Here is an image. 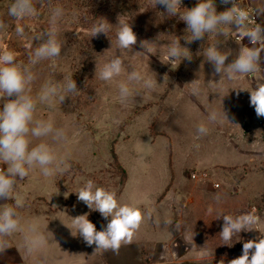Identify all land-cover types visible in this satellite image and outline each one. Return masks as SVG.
<instances>
[{
    "label": "rangeland",
    "instance_id": "1",
    "mask_svg": "<svg viewBox=\"0 0 264 264\" xmlns=\"http://www.w3.org/2000/svg\"><path fill=\"white\" fill-rule=\"evenodd\" d=\"M11 2L0 0V17L8 19L6 13ZM199 2L182 0L181 12ZM33 3L38 14L22 22L31 25L25 30L26 38L17 36L15 26L10 25L3 43L17 53L18 63L26 64L30 52L43 43V39L33 37L47 31L51 10L62 7L64 16L59 21L57 34L62 46L61 55L55 68L50 67L48 60L33 68L37 78L31 86V95L35 98L46 82H63L67 77L76 81L80 92L67 97L63 103L57 101L54 109L38 104L35 113L37 119H51L55 127L67 130L68 139L59 144L53 143L50 137L43 138L52 144L59 156L66 158V170L44 177L37 168L17 184L19 198L23 201V207L18 210L21 223L24 227L35 224L36 234L43 235L45 242L28 254L23 232L7 237V241L9 246L18 244L23 249L25 264H96L91 258L99 253V249L87 245L79 234L73 236L76 230L72 227V218L87 213L97 228L103 217L78 201L75 192L92 180L117 194L124 184V172L131 179V190L153 189L163 173L168 172L167 141L170 138L167 132L174 151L181 140L187 141L197 133L200 123L210 124L208 113L221 118L232 116L225 109L227 89L228 85L237 83L226 79L219 83L221 77L214 73L212 64L204 57V48L218 43L221 51L232 53L228 58L232 61L237 55V47L251 45L247 38L237 40L235 36L239 30L232 26H222V35L209 34L203 40L186 43L183 39L186 23L179 15L170 16L154 0H33ZM216 9L217 12L225 10L218 6ZM101 19L111 24L110 31L107 35L91 37L85 30ZM119 19L128 20L137 36V43L131 49L119 47L116 37ZM177 38L185 47L183 54L190 55L191 60L183 59L182 54L174 65L162 62L168 45ZM141 42H145L144 47ZM117 56L124 61V71L111 81L100 80L99 69ZM133 69L156 83L152 90L143 82L130 83L132 95L122 102L119 84L127 81L128 73ZM244 77L247 78L244 92L250 96V91L255 89L253 82L264 81V60L260 68ZM194 80L199 81V91L195 94L190 84ZM256 123L255 132H249V128L244 132V140L251 146L256 140L264 142V117L256 115ZM74 132L78 134L73 135ZM38 142L33 140L34 144ZM259 154L262 156L256 158L257 162L243 167L245 172L258 171L259 175L245 181L241 179L244 173L234 171L230 183L212 178L208 173L204 181L191 179L192 170H208L184 165L183 189L189 188L202 195L190 201L201 223L205 252L199 251L195 257L190 252L180 254L164 264H219L221 260L229 264L242 254L244 242L264 233V145ZM249 188L251 192H248ZM215 194L219 200L210 198ZM118 201L122 203L121 199ZM6 203L13 201L0 200V205ZM253 209L259 217L256 229L234 235L231 246L224 244L219 235L223 225L221 216L240 215Z\"/></svg>",
    "mask_w": 264,
    "mask_h": 264
},
{
    "label": "clouds",
    "instance_id": "2",
    "mask_svg": "<svg viewBox=\"0 0 264 264\" xmlns=\"http://www.w3.org/2000/svg\"><path fill=\"white\" fill-rule=\"evenodd\" d=\"M222 2L231 3L232 6L217 12L214 0H200L196 6L181 12L182 0H154V3L163 7L170 16L179 15L186 23V34L183 36L186 43L203 40L209 34L222 35V26H232L239 30L242 40L248 39L251 46H241L236 57L227 64L226 61L232 55L230 51H221L218 43L209 44L204 48V57L212 64L214 73L221 77L219 83L224 79H240L256 71L262 63L261 53H264V24H249V14L239 7L237 0ZM37 14L33 0H12L6 13L8 19L0 17V165H3L0 167V200L13 201L11 204L0 205V253L10 247L7 237L17 232L24 233L25 251L28 254L36 251L45 242L43 235L36 234L35 224L24 227L21 223L22 217L18 210L23 207V201L19 198L17 184L37 168L44 177H52L66 170V158L59 156L52 144L43 138L50 137L53 143L59 144L68 139L67 130L64 127H55L51 119H37L35 113L38 104L54 109L57 101L63 103L67 97L79 95L80 92L76 81L67 77L63 82H46L35 98L31 95V86L37 78L33 68L44 60L50 61V67L55 68L57 58L61 55L62 46L57 34L64 9L57 6L51 10L47 31L33 37L36 40L43 39V43L30 52L26 64L17 62V53L9 50L3 40L10 25L15 26L17 36L26 38L25 30L30 29L31 25L22 22ZM259 14L264 15V12ZM118 25L116 37L119 47L131 49L137 43L132 26L128 20L123 19H119ZM110 29L111 24L101 19V22L85 31L91 37H97L100 34L107 35ZM141 46L144 47L145 42H141ZM28 47L32 48L31 43ZM183 49L185 47L181 46L180 38L175 39L168 45L162 62L176 64L183 54ZM183 55V59L190 61L192 58L190 55ZM123 71L124 61L117 56L99 69L98 76L100 80L108 82ZM140 82L149 90H152L156 83L151 78L146 79L140 71L131 70L127 81L119 84L122 102L132 95L130 83ZM190 84L193 86L191 91L197 93L199 81L194 80ZM250 105L254 107L257 117H264V82H258L256 88L250 91ZM209 120L215 121L216 114H210ZM196 131L199 138L207 134L208 128L204 123H200ZM33 140L40 142L34 144ZM13 193L17 195L14 196ZM75 193L78 201L83 202L90 210L99 212L108 223L103 230L98 231L96 225L88 219L87 213L78 215L72 218V227L76 230L74 235L72 233L73 236L79 234L87 245H95L97 249L113 252L118 251L122 243H131L134 233L144 219V213L139 207L121 204L114 191L98 186L92 180H88ZM216 199L219 200V197ZM209 211L212 209L209 208ZM147 215L150 216L151 212ZM221 217L223 225L219 235L224 244L229 246L232 245L230 241L234 235L256 229L255 226L259 223L255 209L240 215L226 214ZM261 234L256 239L244 242L242 254L230 260L229 264H264V233ZM171 256L175 258L176 253L172 251ZM219 264H224V261L221 260Z\"/></svg>",
    "mask_w": 264,
    "mask_h": 264
},
{
    "label": "crops",
    "instance_id": "3",
    "mask_svg": "<svg viewBox=\"0 0 264 264\" xmlns=\"http://www.w3.org/2000/svg\"><path fill=\"white\" fill-rule=\"evenodd\" d=\"M250 4L260 23L264 24V15L259 14L264 12V0H250ZM239 48L237 47L235 52L239 51ZM261 56L264 60V53H261ZM229 62L231 61H226V64ZM246 80L245 77L231 80L237 84L228 85V102L225 109L232 116L223 118L216 116L215 121H210L211 113H208L210 124H207L206 135L198 138V134L195 133L191 139L181 140L177 146L175 145L173 151L171 149L172 140L167 132L170 138L167 141L168 172L163 173L161 180L153 189L131 190V179L127 174L122 189L116 197L122 200L121 204H132L139 207L144 213L143 222L134 233L131 243H122L118 251L99 249V253H95L96 256L91 258L97 262L96 264H151L155 262L162 246H170L174 241L185 244L181 254L190 252L193 257L197 256L199 251L204 254L205 245L201 223L197 218L195 206L190 201L202 195L189 188L183 189L182 170L184 165L195 166L202 170L207 169L208 171L205 172L212 178H221L228 183L231 182L233 171L238 174L244 173L241 178L243 181L251 176L259 175L258 171L245 172L243 169L246 164L250 166L252 161L257 162V157L262 156L259 153L264 145L261 140L259 142L256 140L254 146L244 140L245 129L249 128L248 131L253 133L257 125L254 107L250 105V96H246L244 92ZM258 82L264 81L253 82L254 88ZM210 94L214 96V93ZM192 96L196 97L194 94ZM172 155L174 156L173 161ZM251 191L252 189L249 188L248 192ZM217 195L210 198L215 199ZM148 212H151L150 216L147 215ZM107 223L108 220L100 218L96 229L103 230ZM23 254V249L18 244L11 245L0 253V264H25Z\"/></svg>",
    "mask_w": 264,
    "mask_h": 264
},
{
    "label": "built area",
    "instance_id": "4",
    "mask_svg": "<svg viewBox=\"0 0 264 264\" xmlns=\"http://www.w3.org/2000/svg\"><path fill=\"white\" fill-rule=\"evenodd\" d=\"M237 2H238V5L240 8H242L248 12V14H249L248 15V23L249 24L260 23L258 17L255 14L253 7L250 4V0H237ZM231 6H232L231 3L227 4V8H229ZM235 38L237 40H242V38L239 34V31H238V34L235 36ZM207 177H208L207 173L203 172V171L192 170L190 172V178L191 179L200 178L202 181H204L207 179ZM165 246L166 245L162 246L159 253L157 254L155 262L151 263V264H164L167 262H171L173 260V258L171 257L170 246H166L167 251H165Z\"/></svg>",
    "mask_w": 264,
    "mask_h": 264
},
{
    "label": "water",
    "instance_id": "5",
    "mask_svg": "<svg viewBox=\"0 0 264 264\" xmlns=\"http://www.w3.org/2000/svg\"><path fill=\"white\" fill-rule=\"evenodd\" d=\"M214 4H215V6L222 7L224 9L227 8V4H224L222 2V0H214ZM184 248H185V244L182 243V242H180V241H174V242L171 243V245H170V251H171V253H172V251L176 253V257L175 258H173L171 256L173 258V260L176 259V258H178V256L184 250Z\"/></svg>",
    "mask_w": 264,
    "mask_h": 264
},
{
    "label": "trees",
    "instance_id": "6",
    "mask_svg": "<svg viewBox=\"0 0 264 264\" xmlns=\"http://www.w3.org/2000/svg\"><path fill=\"white\" fill-rule=\"evenodd\" d=\"M123 175H124V176H123V180H124V182H125V179H126V174H125V172H124Z\"/></svg>",
    "mask_w": 264,
    "mask_h": 264
}]
</instances>
